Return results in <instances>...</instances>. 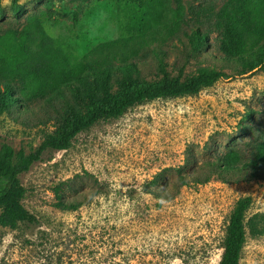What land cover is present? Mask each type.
<instances>
[{"label":"rangeland","instance_id":"obj_1","mask_svg":"<svg viewBox=\"0 0 264 264\" xmlns=\"http://www.w3.org/2000/svg\"><path fill=\"white\" fill-rule=\"evenodd\" d=\"M225 1L164 0L157 23L140 31L130 28L141 18L137 0H17L26 11L21 18L13 0H0L1 33L39 13L72 56L132 62L149 82L183 79L200 67L226 73L196 94L137 103L81 131L68 149L45 151L22 175V203L36 221L0 225V264H218L237 200L251 198L246 220L264 213V174L242 169L186 185L178 176L191 175L229 143L252 140L240 125H264V63L243 71L219 48L217 13ZM178 4L183 20L170 32L164 23ZM197 18L208 39L196 51L185 34ZM55 127L41 102L28 103L0 115V145L28 151ZM63 182L62 195L79 203L76 209L55 206L54 187ZM240 264H264V234L246 229Z\"/></svg>","mask_w":264,"mask_h":264},{"label":"trees","instance_id":"obj_2","mask_svg":"<svg viewBox=\"0 0 264 264\" xmlns=\"http://www.w3.org/2000/svg\"><path fill=\"white\" fill-rule=\"evenodd\" d=\"M137 1L141 18L130 22V28L152 29L161 16L164 0ZM129 2L134 4L136 0ZM12 10L19 18L26 12L17 0H13ZM183 15L184 8L178 4L164 27L173 32L181 24ZM201 23L197 18L185 34L196 51L208 39V31L200 30ZM217 25L223 31L219 48L226 58L238 60L243 71H251L264 63V43H260L264 39V0H226L217 13ZM161 63L160 60L163 71ZM222 77H226L222 70L200 67L183 79L163 75L149 82L141 77L132 62L92 63L87 56L76 58L46 31L39 13L26 15L18 30L0 32V115L28 103L41 102L48 117L56 123L55 130L28 151L16 149L8 142L0 145V225L14 228L18 222L36 221L22 203L26 193L22 175L41 160L45 151L68 149L78 133L99 120L121 116L137 103L196 94ZM248 114L253 119L252 112ZM240 130L254 134L252 140L227 144L224 151L203 161L191 175L179 173L180 185L189 181L205 183L214 174L229 178L242 169H248L251 177L264 174V125L254 130L251 125L242 124ZM63 185L64 182L54 187L55 206L76 209L79 203L64 199ZM250 202L249 196L237 200L226 227L218 264H240L246 229L253 237L264 234V213L255 212L245 219Z\"/></svg>","mask_w":264,"mask_h":264}]
</instances>
